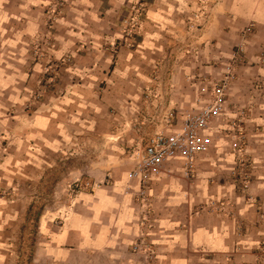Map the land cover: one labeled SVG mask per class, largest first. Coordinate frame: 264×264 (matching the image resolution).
Instances as JSON below:
<instances>
[{
	"label": "rangeland",
	"instance_id": "374dc122",
	"mask_svg": "<svg viewBox=\"0 0 264 264\" xmlns=\"http://www.w3.org/2000/svg\"><path fill=\"white\" fill-rule=\"evenodd\" d=\"M154 1L44 0L34 7L35 22L29 33L14 38L11 53L6 51L8 45L0 50V166L6 165L10 155L30 162L25 167L28 177L0 194L11 201L19 197L20 205L22 201L27 204L21 235L28 257L40 240L42 219L62 224L66 208L82 191L110 185L109 162L114 158L132 160L135 166L136 154L143 152L150 139L158 132H171L177 115L182 119L185 110L199 106L201 86L219 82L228 68L227 115L213 123L210 152L202 157H227L226 167L218 174L229 187L248 191L250 202L258 200L252 189L255 166L264 158L257 142L263 132L257 124L248 123L252 119L249 101L234 102L232 94L247 96L264 90L263 29L256 24L245 26L242 41L236 43L229 60L221 58L212 69L215 59H209L201 72L193 70L192 75H185L189 77L186 82L197 88L194 95H185L179 103L171 96V89L182 86L180 78L175 82L179 70H171L174 82L168 86L159 83L162 74L170 73L167 69L147 66L141 48L134 55ZM212 5L210 0L196 2L190 9L195 20L191 29L198 33L204 29ZM18 27L23 28L11 26ZM1 40L0 47L5 43ZM163 54L161 48L157 57L161 59ZM191 54L180 51L178 57L185 61ZM130 76L145 83H134ZM166 174L146 188L144 196L133 191L126 197L140 213L132 252L154 257L148 240L154 185L165 181L191 192L199 181L197 167L186 177L180 165L172 164ZM215 181L210 177L208 183ZM203 199L199 210L209 208L214 201L219 206L223 201L231 202L210 195ZM259 219L264 225V212ZM255 251L260 254L257 259L232 263L264 264V243Z\"/></svg>",
	"mask_w": 264,
	"mask_h": 264
},
{
	"label": "crops",
	"instance_id": "0c3cea01",
	"mask_svg": "<svg viewBox=\"0 0 264 264\" xmlns=\"http://www.w3.org/2000/svg\"><path fill=\"white\" fill-rule=\"evenodd\" d=\"M197 1L155 0L148 11L141 43L134 50V55L139 48L145 51L141 52L146 54L147 66L159 65L160 71L170 72L168 76L162 74L159 83L170 86L174 82L171 70H179L175 82L180 78L182 86L171 89V96L179 103L186 99L185 95H194L197 88L186 82L189 77L185 75H192L193 70L201 72L209 59H215V64L224 57V62L229 60L236 43L242 41L245 26L256 24L264 31V0H210L213 5L205 19L206 26L198 33L191 29L195 20L190 13ZM42 3L44 0H0V38L5 41L0 50L8 45L6 51H13L14 38L29 33L35 22L34 7ZM16 24L23 28H11ZM161 48L164 54L160 59L157 54ZM180 51L191 52L190 59L180 60ZM217 67L212 65V69ZM129 79L133 81L134 77ZM134 83L145 82L138 77ZM232 96L234 102L248 100L252 106L248 123L257 124L263 132L257 142L264 154V90ZM181 120L177 115L171 132L178 129ZM202 156L197 163L199 181L191 192L165 181L154 185L152 225L148 230L154 257L131 251L139 233L140 214L138 207L126 200L130 195L126 193L127 175L134 164L132 160L114 158L109 162V174L106 172L112 177L110 185L82 191L66 208L62 224L42 219L40 240L29 257L21 235L27 204L22 201L20 205L19 197L11 201L0 194V264H150L149 259L151 264H231L233 260L243 263L257 259L260 254L256 255L255 249L264 243V225L259 219L264 212V158L255 166L252 192L258 200L252 203L246 197L248 191L242 193L235 186L229 187L218 174L226 167L227 157ZM29 163L26 158L10 155L6 165L0 166V191L14 189L15 182L24 181ZM210 177L217 181L208 183ZM208 195L231 202L220 203L225 210L215 201L209 208L199 210L197 206Z\"/></svg>",
	"mask_w": 264,
	"mask_h": 264
},
{
	"label": "built area",
	"instance_id": "2783aa9c",
	"mask_svg": "<svg viewBox=\"0 0 264 264\" xmlns=\"http://www.w3.org/2000/svg\"><path fill=\"white\" fill-rule=\"evenodd\" d=\"M230 68L217 83L204 84L200 88L199 106L183 112L176 131L156 133L143 152L136 154V163L128 173L126 193L144 196L151 184L166 175L169 165H180L186 177L196 171L198 158L210 152L212 125L227 115V89L230 83ZM208 98V99H205ZM170 117H173L171 115ZM171 121H168V124ZM173 127V125H171ZM138 249V245L134 247Z\"/></svg>",
	"mask_w": 264,
	"mask_h": 264
}]
</instances>
